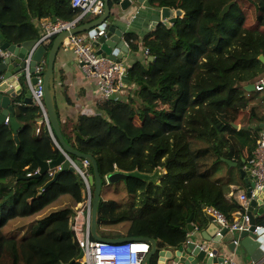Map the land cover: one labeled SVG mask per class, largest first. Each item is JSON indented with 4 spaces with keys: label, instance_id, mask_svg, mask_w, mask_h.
Returning a JSON list of instances; mask_svg holds the SVG:
<instances>
[{
    "label": "trees",
    "instance_id": "trees-1",
    "mask_svg": "<svg viewBox=\"0 0 264 264\" xmlns=\"http://www.w3.org/2000/svg\"><path fill=\"white\" fill-rule=\"evenodd\" d=\"M231 1L235 4L222 15ZM147 3L181 10L182 16L171 25L158 22L144 36L148 59L129 67L127 97L100 101L97 113L81 114L70 132L66 127L62 132L72 147L95 157L102 176L116 169L161 171L157 181L129 178L127 196L133 203L101 197L97 214L98 225L129 222L123 236L154 239L157 249L151 262L155 264L161 251H175L187 242V220L192 214L201 229L208 222L206 207L222 211L229 221L243 208L227 198L230 180L234 172L250 165L262 128L248 121L235 129L233 123L253 99L244 87L264 76L259 59L264 54V0ZM52 10L64 20L80 13L71 0H0V44L40 39L36 19L52 18ZM126 38L138 51L140 37L128 32ZM14 113L20 124L19 147L12 128L0 126V264H80L69 219L83 200L84 181L75 171L64 170L41 193L50 176L34 174L38 158L50 162L62 152L46 126L35 134L41 112L24 103V95L14 100ZM227 127L234 133L235 159L229 157ZM223 157L238 166H230ZM63 195L69 196L70 206L37 217ZM24 217L34 218L29 235L17 239L4 233L11 220Z\"/></svg>",
    "mask_w": 264,
    "mask_h": 264
},
{
    "label": "water",
    "instance_id": "water-1",
    "mask_svg": "<svg viewBox=\"0 0 264 264\" xmlns=\"http://www.w3.org/2000/svg\"><path fill=\"white\" fill-rule=\"evenodd\" d=\"M147 0H105V9L102 15H100L95 20L86 23L84 25H79L73 28L71 31H63L58 34L52 43L51 48L48 50L46 45L40 44L37 51L34 55V61L32 62V72L34 71V66L37 62L41 61L44 56L47 54V68L44 73L43 88H44V101L47 112V119L50 125V131L55 139V142L66 152L62 153L58 159L47 162L42 161L38 158V164L40 171L36 173V176L39 177L48 172L50 168H55L61 165V170L55 174L53 179H51L45 187L48 188L59 178V174L64 170H74L70 164L69 158L76 156L79 158H89L93 166V174L89 176V182L91 187L94 186L95 191L91 198L92 200V216H91V234L97 240H105L110 242L118 241H130L135 239H144L151 242V250L146 255L143 264H147L148 261L153 257L157 244L154 239L143 238V237H131L123 236L118 238H107L102 237L97 234V214L98 206L102 193V183L103 178L99 171L98 162L95 157L91 154H84L72 147L65 139L58 112L54 103L53 89H54V72H55V62L57 55L60 51V46L62 41L69 36L70 34H79L85 31L89 33H98L100 30H104L105 34L100 36L99 39L94 43L97 53L109 57L117 62L123 61V54L129 53V47L124 40V32L117 25L115 21L119 19L122 13L127 10H134L136 6L145 4ZM235 4V1H231L221 11V14H226ZM159 13H156L153 17V21L156 23L163 22L166 25H171L175 22L180 16H182L181 10H174L170 7H157ZM52 19L56 21L58 18L55 15V11L52 10ZM2 24L0 23V26ZM37 40L25 41L21 44L11 45L9 43H3V49H10L15 51V55L9 59H6L4 62H0V73H4L5 82L0 86V126L5 123L7 117H10V122L13 130L17 133L19 128V123L15 118L14 113V96L16 95L13 92V89H9L7 92H4L5 88L9 85L8 80L13 78V76L20 72L24 67V62L21 60L26 52L31 49ZM150 60H154V57L150 56ZM259 59L264 64V54L259 56ZM125 82H129L128 76L125 77ZM32 83H37V78L32 79ZM21 86L23 89L19 93L25 94L26 103L32 104V93L31 89L22 81ZM248 92H253L256 90L255 84L250 83L244 87ZM44 117H40L39 121H44ZM235 126V124H234ZM15 140L20 143L18 135H15ZM20 145V144H19ZM18 145V147H19ZM229 165L237 166V162H234L226 157L222 158ZM242 177L245 179L247 187V196L250 199L248 207V215L250 216V230H245L240 233V246H242L246 252L250 255L252 264H264V224L262 230H256V226L260 225V222L264 220V188L257 193L255 196H252L251 189L254 186V181L251 177V172L246 169H240ZM161 171L157 170L153 174H146L139 171H123L116 169L115 171L108 173L106 179L108 184H117L120 182L127 183L128 179L131 177L139 178L142 180L148 181H157L160 177ZM250 177V179L248 178ZM210 222L209 226L204 230L203 237L204 240L211 242L215 247L209 246L208 249H203L201 243L196 241H189L185 244H182L177 250H167L161 251L159 258L156 264H227L226 255L223 253V250L226 248L229 251H235V233L229 231L226 228L220 229V226L216 222L213 216L207 215ZM194 215L192 214L187 220V231L193 232L195 226L193 224ZM208 234L209 236H206ZM224 245V246H223ZM213 252L214 256H210L209 253ZM75 260L71 261L73 263Z\"/></svg>",
    "mask_w": 264,
    "mask_h": 264
},
{
    "label": "built area",
    "instance_id": "built-area-1",
    "mask_svg": "<svg viewBox=\"0 0 264 264\" xmlns=\"http://www.w3.org/2000/svg\"><path fill=\"white\" fill-rule=\"evenodd\" d=\"M74 8L79 9L80 13L73 20L57 19H36V23L41 28V37L37 43L27 51L22 60L25 66L19 73L13 77L18 81L21 77L25 78L30 89L32 90L33 104L40 109L41 116L44 117L46 124L49 127L47 119L46 106L44 101L43 76L46 69L45 61L42 59L37 62L32 72V62L34 55L40 44L48 45L54 37L63 31H71L80 24V21L86 16H93L95 18L103 14L105 9V0H71ZM105 31L100 30L98 33H88L86 37L80 34H70L61 43L60 48L64 51H73L78 63L81 64L84 73L87 76L98 79L99 87L102 92L101 101L110 99H118V92L121 90L125 82V77L128 76L129 67L124 61L117 62L109 57H104L97 53L94 43L100 36L104 35ZM145 54L148 56L149 50L144 48ZM15 51L6 48L3 49L0 44V61L4 62L15 55ZM37 78V83H32V78ZM4 83L5 80L1 78ZM10 88L12 83L8 84ZM15 94L20 91V82L16 85ZM257 91H264V76L255 83ZM7 89V90H8ZM6 91V90H5ZM6 124H10V117L5 120ZM50 130V129H49ZM55 142V139H54ZM62 153L66 152L55 142ZM71 166L74 171L80 175L84 181L85 187L83 189V200L76 206L77 213L70 217V227L74 232V239L80 249V255L77 261L80 264H143L146 255L151 250V242L144 239H135L130 241L110 242L105 240H97L91 234V216H92V192L89 183V170L91 169V160L89 158L74 159L69 158ZM251 172V177L254 181V186L251 189L252 196H255L264 188V129L261 131L260 139L253 152V159L250 165L245 168ZM37 169L35 173H38ZM61 170V165L50 168L48 170L51 179L57 172ZM28 175H31L29 173ZM107 177V175H105ZM44 191V188H42ZM233 197L242 205V209L235 214V219L229 221L227 216L215 207H206V215L213 216L220 226V229L226 228L231 232L240 233L245 230H250V216L248 215V207L250 199L246 192L234 193ZM262 225L256 226V232L262 230ZM189 233V232H188ZM189 236L190 233H189ZM191 241L188 238L187 242ZM186 242V243H187ZM235 246H240V237L234 239ZM203 249H208L206 244L201 243ZM214 256L213 252L209 253ZM227 264H239L235 259L226 260ZM178 264V263H173Z\"/></svg>",
    "mask_w": 264,
    "mask_h": 264
},
{
    "label": "crops",
    "instance_id": "crops-1",
    "mask_svg": "<svg viewBox=\"0 0 264 264\" xmlns=\"http://www.w3.org/2000/svg\"><path fill=\"white\" fill-rule=\"evenodd\" d=\"M156 8L157 7H151L146 2L145 4L136 6L134 10H132L133 9L132 8L122 13L121 16H119V19L115 21V25H117L124 32V40L129 47V53L124 52L123 54V61L128 67H130L136 61H142L145 63V61L148 59L144 52V47H143L142 42H143L144 36L150 30H153L155 26L158 24L155 21H153L154 15L156 13H159ZM95 19L96 18L93 16H90V15L86 16L82 19V22L79 25H84ZM128 32L135 33L140 37L138 51L132 50L129 42L127 41L126 34ZM88 33L89 31H85L79 34L86 37ZM53 40L51 41V43L47 45L48 50L51 48ZM8 82L12 83V87H14L16 91L17 89L16 85L19 82L21 83V79L17 81L16 78L13 77L10 80H8ZM1 85L2 84H0V86ZM20 88L22 89L23 87L20 85ZM259 92H262V91H257L254 93L248 92V91L246 92L250 98L253 96V99H251L250 107L246 110V112L250 111L251 107L256 108V109L253 112L250 111V115H246V112H244V114H242L240 118L238 119V122L233 123V126L235 124L234 126L235 129H240V126L242 125V123H248L249 121V124H251L252 127H257L258 125H261L262 131H263L264 129V94L259 93ZM129 93L130 92H129L128 83L124 82L117 96L121 99H124L125 97H127L126 94H129ZM53 96H54V103H55V106L58 112L61 126L62 128L64 127L69 128L68 132H70L71 128H73L77 124L78 119L81 114L83 113L95 114L98 112V108H99L98 105L102 97V92L99 87L98 79L87 76L84 73L83 68L81 67V64L78 63V61L75 58L74 52L71 50L64 51L63 49L60 48V51L57 55V59L55 62V72H54ZM24 103H26L25 96H24ZM9 126L12 128L11 123ZM44 126H46L48 129V132H50L49 127L45 123V121L42 122V121H39V119H37V127L35 130V134L40 135L41 130L43 129ZM19 128H20V124H19ZM14 133L15 135H17L15 131ZM233 134H234L233 131H231L230 135H228L227 137L231 145L230 147L231 154L229 155V157L232 159H235L237 146H236L235 141L233 140ZM15 135H14V139H15ZM17 145H19L18 142H17ZM73 158L78 159V157L76 156H74ZM237 166H238V163H237ZM225 170L226 168L224 169V171ZM248 178L250 179V177ZM230 182H233V183H231L230 185L231 190L227 194L228 199H232V200L235 199L232 195V192L243 193L247 191L246 182H245V179L242 177L240 170H238L237 173L234 172V175L232 179L230 180ZM62 197H60L58 201L62 200ZM16 219L23 221V220H26L27 218L24 217V218H16ZM10 222L6 225L7 227L6 226L4 227V230H3L7 236L17 238V239H22L30 234L31 226L29 229H25V228L23 229V227H20V229H16L10 226L11 224ZM193 224L195 226V230L193 232H189L191 236H189V233H188V238L198 243L206 244L207 248L209 246L215 247L213 243L208 242L207 240H204V237H203L204 230L210 224L209 220L205 224V226L202 227L201 229L198 227V225H196V222L193 221ZM261 224L262 225L264 224V220L260 222V225ZM9 226L10 228L8 229ZM27 230H30V231L29 233L25 234ZM206 236H209V235L206 234ZM239 236H240L239 233L235 232V238H239ZM262 236H264V233L262 234ZM223 253H225L228 261L229 259L233 258L239 264H252L250 255L246 252V250L242 246L236 247L235 251L233 252L225 248L223 250ZM147 264H153L151 262V259L148 261Z\"/></svg>",
    "mask_w": 264,
    "mask_h": 264
},
{
    "label": "rangeland",
    "instance_id": "rangeland-1",
    "mask_svg": "<svg viewBox=\"0 0 264 264\" xmlns=\"http://www.w3.org/2000/svg\"><path fill=\"white\" fill-rule=\"evenodd\" d=\"M257 1V0H255ZM253 14V13H252ZM47 58V56H46ZM256 91V90H255ZM253 91V92H255ZM264 94V91L259 92ZM43 122V121H42ZM227 136L230 135L231 128H226ZM90 174L92 173L91 169L89 170ZM63 195L62 200H56L52 202L49 206L44 208L40 213L37 214V217L42 218L48 214H50L52 211L70 206L71 200H69V196ZM102 198L106 199H113L118 204H131L133 201L129 199L127 196V185L123 181L117 184H108L107 179L105 177V182L102 183ZM78 206V205H77ZM34 218H27L26 220L20 221L19 219H15L11 221L10 226L16 229H20V227H23V229H29L30 226L32 227ZM19 220V221H18ZM8 227V229L10 228ZM129 226V222H122L119 225H98L97 226V234L102 237L107 238H113V237H120L125 234L124 230ZM7 227V226H6ZM30 230H27L25 234L29 233ZM94 238V237H93Z\"/></svg>",
    "mask_w": 264,
    "mask_h": 264
},
{
    "label": "clouds",
    "instance_id": "clouds-1",
    "mask_svg": "<svg viewBox=\"0 0 264 264\" xmlns=\"http://www.w3.org/2000/svg\"><path fill=\"white\" fill-rule=\"evenodd\" d=\"M51 19H52V18H51ZM1 45H2V44H1ZM46 46H47V45H46ZM26 53H27V52H26ZM24 56H25V55H24ZM23 58H24V57H23ZM44 58H45V56H44ZM44 58H43V60L45 61ZM21 60H22V59H21ZM22 61H23V60H22ZM0 62H2V61H0ZM23 62H24V61H23ZM24 66H25V64H24ZM46 68H47V65H46ZM45 70H46V69H45ZM18 73H19V72H18ZM44 73H45V72H44ZM2 77H3V79H4V73H3ZM2 77H1V78H2ZM33 78H36V77H33ZM33 78H32V79H33ZM20 79H21V83H22V81H24L25 84H27V86L30 88V86L28 85V83H27V81L25 80V78L21 77ZM43 80H44V76H43ZM1 82H2V81H1ZM1 82H0V84H2ZM21 83H20V85H21ZM254 84H255V83H254ZM7 89H8V87L5 88L6 91L4 90V92H7V91L9 90V89H8V90H7ZM10 89H13V88H10ZM22 89H23V88H22ZM22 89H20V91H21ZM20 91H19V92H20ZM13 92L15 93L14 89H13ZM19 92H18V94H16V95L13 97L14 100L17 99L19 96H22V95L25 96L24 93H19ZM31 93H32V90H31ZM32 101H33V97H32ZM25 102H26V101H25ZM19 104H21V103L19 102ZM28 104H29V103H28ZM32 104H33V102H32ZM44 121H45V120H44ZM44 121H43V122H44ZM10 123H11V122H10ZM45 123H46V122H45ZM4 124H6V123H4ZM7 125H10V124H7ZM49 129H50V125H49ZM49 131H50V130H49ZM50 134H51V137H52L53 140H54V137H53L51 131H50ZM54 144H55V142H54ZM55 145H56V144H55ZM56 146H57V145H56ZM73 157H74V156H72V158H73ZM78 159H80V158L78 157ZM50 162H51V161H50ZM91 163H92V162H91ZM38 169H40V167H39ZM39 171H40V170H39ZM73 171H74V170H73ZM47 173H48V172H47ZM34 174L36 175L35 172H34ZM92 174H93V173H91V175H92ZM31 175H32V173H31ZM31 175H28V176H31ZM106 175H108V174H106ZM102 178L105 180V176H102ZM50 180H51V178H50ZM50 180H49V181H50ZM49 181H48V182H49ZM89 183H90V182H89ZM90 186H91V185H90ZM93 187H94V186H93ZM93 187H91L92 196H93V193H94V192L92 191V188H93ZM45 189H46V187H44V190H45ZM42 192H43V191H42V189H41V193H42Z\"/></svg>",
    "mask_w": 264,
    "mask_h": 264
}]
</instances>
